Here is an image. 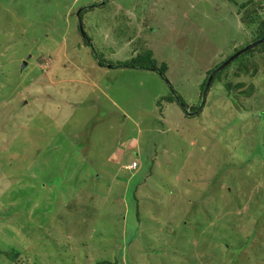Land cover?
Listing matches in <instances>:
<instances>
[{
	"label": "rangeland",
	"instance_id": "374dc122",
	"mask_svg": "<svg viewBox=\"0 0 264 264\" xmlns=\"http://www.w3.org/2000/svg\"><path fill=\"white\" fill-rule=\"evenodd\" d=\"M247 1L0 0V264H264V43L157 107L257 39Z\"/></svg>",
	"mask_w": 264,
	"mask_h": 264
},
{
	"label": "trees",
	"instance_id": "16d2710c",
	"mask_svg": "<svg viewBox=\"0 0 264 264\" xmlns=\"http://www.w3.org/2000/svg\"><path fill=\"white\" fill-rule=\"evenodd\" d=\"M233 1V0H232ZM248 2V5H252L253 3H254V0H248L247 1ZM247 7V5H245L244 4V6H240V8L241 9H243V10H247L248 8H246ZM247 12V14H246V16L247 17H243L242 19H241V21H242V23L244 24V25H246V26H248L249 28L251 27H253L254 26V23H253V21H252V16L253 15H249L248 16V12H250V11H246ZM263 22H260V25H258V30H257V35H258V37H257V41L258 40H260L261 38H263L264 37V20H262ZM81 23H82V21H81ZM250 23V24H249ZM77 25H78V22H77ZM82 26H83V23H82ZM77 28H78V34H79V36H80V45H78L79 47H83V48H86L87 46H86V44L84 43V40H83V38H82V36H81V34H80V32H79V25L77 26ZM84 29V28H83ZM84 33H85V30H84ZM85 36H86V38H87V40H88V42H89V44H91V41H90V39L87 37V35L85 34ZM256 40L255 41H253L252 43H254V42H256ZM86 46V47H85ZM92 46V45H91ZM92 48V47H91ZM87 49L91 52V53H94L93 55H97V53L95 54V50L94 49H89L88 47H87ZM256 50H258V47H256L255 48ZM236 53H238L239 51L238 50H236L235 51ZM253 52H254V49L253 50H250V51H248V52H246L245 53V55L246 56H248L249 54H253ZM244 55V54H243ZM244 55V56H245ZM239 57H241V56H239ZM238 57V58H239ZM97 58H98V55H97ZM241 59H243V57L241 58ZM226 60V59H225ZM228 60V59H227ZM99 64L102 66V67H105V66H107L105 63H102L101 61H99ZM105 64V65H104ZM137 64H140V65H137ZM128 65H130V66H132V65H136V66H138V69H150V68H152V69H157V67L155 66V62L151 59V55H150V53H149V51H146V52H144V54H141V55H139L138 54V56H136L135 58H133V59H131V63L129 62V63H125V64H123V65H117L118 67H129ZM229 67V66H228ZM116 68V67H115ZM216 68H214V70H215ZM226 69V68H225ZM225 69H223V70H221V72L223 71H225ZM214 70H212L211 72H213ZM164 72H165V70L163 69V67H161L160 69H159V71L157 72L158 73V75L160 76V79L161 80H164L166 83H167V81H166V78H164V77H162V76H164ZM210 72V73H211ZM218 74H220V73H217V75ZM208 75H210L209 74V72H207V76H206V79L202 82V84L200 85V95H199V98H198V102H199V99H201L202 98V95H201V93L203 92V90H204V87H205V84H206V81H207V79H208ZM217 75H215V77H214V79H213V83H214V81H215V79H217ZM212 83V84H213ZM168 84V83H167ZM239 85L240 84H236V85H234V88H236V87H239ZM168 86H169V88H170V85L168 84ZM170 90V92L172 93L171 95L172 96H170V97H167V98H164V99H161V100H159L158 101V104H157V107H158V109H159V114H162V110H161V104L162 103H164V104H182L186 109H187V111L189 110V108H188V106L185 104V102L181 99V97L180 96H176L177 98H174L173 97V92H172V89H169ZM198 102H197V104H198ZM196 104V105H197ZM229 105L233 108L234 107V109H236L237 108V106H236V102L235 101H231L230 100V103H229ZM195 109H196V107H195ZM195 109H193V110H195ZM190 111V110H189ZM236 111H237V109H236ZM183 113L185 114V116L188 118V117H190V116H188L184 111H183ZM200 115V113L199 114H197L196 116H199ZM147 158V157H146ZM134 163V161L133 162H131V164L130 165H132ZM150 163L152 164V162L150 161ZM152 166V165H151ZM139 164L137 165V164H135V167H134V170H138L139 168ZM133 170V171H134ZM131 171V170H130ZM222 246V245H221ZM230 247H228L227 249H229ZM210 249V248H209ZM203 252V256H202V259L200 258V256L198 255L197 257L198 258H196L198 261H200V262H204V264H205V260L207 259V261L210 263V261H209V258H211V259H213V258H218L219 256H221V254L220 255H214L212 252H210L209 253V250L208 249H206V251L204 252V251H202L201 250V253ZM206 261V262H207ZM208 263V264H209ZM235 263H236V260H235Z\"/></svg>",
	"mask_w": 264,
	"mask_h": 264
},
{
	"label": "water",
	"instance_id": "95a60500",
	"mask_svg": "<svg viewBox=\"0 0 264 264\" xmlns=\"http://www.w3.org/2000/svg\"><path fill=\"white\" fill-rule=\"evenodd\" d=\"M105 2H106V0H102V2H101L100 4H98L97 6H94V7H100V6H103V5L105 4ZM89 8H90V7H86V8H84V9H82V10L77 11L76 14H75V17L77 18V22H78V25H79V32H80V34H81V36H82V38H83V40H84V43L86 44V46H87L89 49H92V48H91V45L89 44V42H88V40H87V38H86V36H85L84 30H83V26H82V23H81V20H80V17H79V16H80V13H81L82 11H84V10H88ZM263 43H264V37L261 38L260 40L256 41L255 43L248 45L246 48L242 49L240 52L234 54V55H233L231 58H229L226 62H224L223 64H221V66H220L218 69H215L213 72H211L210 75H209V77H208V79H207V81H206V84H205V87H204V90H203V93H202V101H201V104H200V106L198 107V109H197L194 113H189V112L187 111V109H186L183 105H180L181 108L183 109V111H184L188 116H190V117H193V116H195L196 114H198L199 111H200V109H201V107H202V105H203V103H204V100H205V97H206L207 91H208V89H209V87H210V84H211L212 80L214 79L215 75H216L217 73H219L221 70H223L224 68H226L230 63H232L234 60H236L240 55H242V54H244V53H246V52H248V51L254 49V48L257 47L258 45L263 44ZM25 67H26V63L24 62V63L22 64L21 69L23 70ZM108 68H112V67H108ZM154 71H155V69H154ZM155 72H156V71H155ZM173 97H174V98H177L175 94H173Z\"/></svg>",
	"mask_w": 264,
	"mask_h": 264
},
{
	"label": "flooded vegetation",
	"instance_id": "af4514ba",
	"mask_svg": "<svg viewBox=\"0 0 264 264\" xmlns=\"http://www.w3.org/2000/svg\"><path fill=\"white\" fill-rule=\"evenodd\" d=\"M163 77H164V76H163ZM201 101H202V100H201V99H199V102H198V104H197V106H196V110L198 109V107H199V104H201ZM204 104H205V100H204V103H203V105H204ZM203 105H202L201 109L204 107ZM201 109H200V111H201ZM196 110H195V111H196ZM200 111H199V112H200Z\"/></svg>",
	"mask_w": 264,
	"mask_h": 264
},
{
	"label": "clouds",
	"instance_id": "9594fccd",
	"mask_svg": "<svg viewBox=\"0 0 264 264\" xmlns=\"http://www.w3.org/2000/svg\"><path fill=\"white\" fill-rule=\"evenodd\" d=\"M253 44V43H252ZM260 45H262V44H260ZM259 46V45H258ZM256 48V47H255ZM253 50V49H252ZM225 69V68H224ZM208 92V91H207ZM203 93V92H202ZM205 100H206V97H205ZM202 110V109H201ZM131 170V169H130Z\"/></svg>",
	"mask_w": 264,
	"mask_h": 264
}]
</instances>
